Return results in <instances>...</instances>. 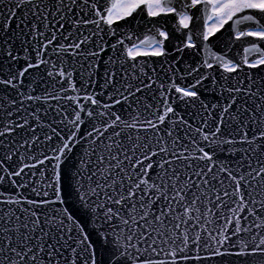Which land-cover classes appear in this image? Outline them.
<instances>
[{
    "label": "snow or ice",
    "instance_id": "obj_1",
    "mask_svg": "<svg viewBox=\"0 0 264 264\" xmlns=\"http://www.w3.org/2000/svg\"><path fill=\"white\" fill-rule=\"evenodd\" d=\"M213 262L264 264V0H0V264Z\"/></svg>",
    "mask_w": 264,
    "mask_h": 264
},
{
    "label": "water",
    "instance_id": "obj_2",
    "mask_svg": "<svg viewBox=\"0 0 264 264\" xmlns=\"http://www.w3.org/2000/svg\"><path fill=\"white\" fill-rule=\"evenodd\" d=\"M206 95H207V94H206ZM208 98L211 99V96H208ZM38 176H39V173H37V177H38ZM213 264H214V262H213Z\"/></svg>",
    "mask_w": 264,
    "mask_h": 264
}]
</instances>
